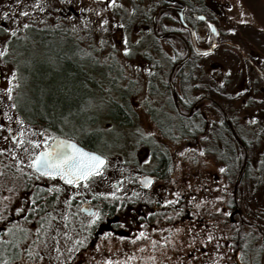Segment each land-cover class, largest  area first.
Listing matches in <instances>:
<instances>
[{
	"label": "rangeland",
	"instance_id": "obj_1",
	"mask_svg": "<svg viewBox=\"0 0 264 264\" xmlns=\"http://www.w3.org/2000/svg\"><path fill=\"white\" fill-rule=\"evenodd\" d=\"M189 1L194 11L206 13L215 21L218 32L213 33L209 30L207 23L199 24L198 22L194 40L201 48L211 47L214 42H217V47L208 56L200 55L195 64L196 69L191 73L187 69H182L173 74L172 80L176 83L178 94L180 93L182 98L180 101L183 104L182 109L186 112L188 110V104L184 101L189 98L185 94L194 96L195 99L199 98L204 92L202 87L206 89L209 87L211 90H207V94L220 101V96L216 94V91L220 90L217 84L218 79L228 80L223 96L229 97L227 113L237 129L242 146H239L229 133L225 137L220 135L214 137L213 132L212 136L208 130L202 133L201 122L196 131L200 134L197 138L190 137L189 132L178 134V131L174 132L168 128L170 117L177 116L173 109L174 95L171 92V86L168 85L174 61L171 57L181 55L185 53V50L178 38L170 34L179 26L176 24V13L162 9L156 16V23L158 24L157 32L164 35L158 37L154 34L151 19L159 0H121L123 8L110 9L103 13L104 16L109 17V26L104 33L97 29L99 18L95 12H80L81 6L90 9L97 6L103 8L104 0H71L70 4L64 0L63 6L62 0H49L52 5L51 14H48V9L45 13L34 12L27 17H21L17 24L12 25L19 27L21 22L29 21L35 27L18 32L17 35L21 38L24 33L30 36L27 42L21 40L20 43L18 42L21 47L26 46V43L29 44V47L24 48L22 52L20 47L16 48L12 44V41L17 40L16 37L9 42L10 52L7 55V64L0 66V70L8 73L17 66L18 61L28 58L33 42L37 48H42L37 34L31 30L49 28L57 31L56 36L51 37L68 39L66 41L70 44H66L65 49H67L73 45L70 40L74 42L76 36L83 34L86 23H88L86 31L91 39L85 38L80 41L81 46L92 44L103 34L105 39L110 43L115 42L119 47L118 37L121 32H125L130 40H140L137 52L140 54L143 66L151 65L156 68L155 75L151 77L147 74H142V79L136 77L140 79L138 84L132 80L121 79L119 85L127 84V92H122L119 85L113 88L112 95L121 104L128 102L126 107L129 112L136 108V101L143 103L144 96L152 101L154 107L144 105L152 118L151 128H147L144 123L143 114L140 117L133 115L131 123L124 126L140 125L149 131L156 132L157 135L153 139L143 141L136 137L139 143L135 147H125L123 150L111 142L109 145H103L107 151L120 153L119 159L124 163L117 167V172L122 168V174L126 179L119 180V176L109 169L107 184L91 186V192L81 187L79 192L83 193L81 196L84 197L85 202H93V198L97 200L95 207L102 208L104 217L95 225H89L87 221L91 219V216H88L90 213L83 214L79 210L80 206L77 209L70 202L64 208H57V211L62 214L65 211L69 212L68 222L54 221L60 229V235L57 237L59 249L54 244H50L45 250L48 253L45 261H40L39 257H36L35 260L27 259L26 264H47L49 256L52 257V264H60V260H64V264H72L64 258L70 254L69 249L73 246L79 248L75 264H104L106 260H110L111 264H264V231L258 233L256 228L258 225L260 231L264 229V213L257 215L264 209V104H261L259 99L264 97V76L259 75L262 71L261 65H264V31L259 30L264 24V0ZM9 5H12V8L17 7L12 4V0H0V12L8 11L9 16L14 18L18 13L10 10ZM241 12L245 15L241 16ZM83 17H87V20ZM113 19L122 23L124 28L113 27ZM241 20H248L250 23L242 24ZM0 23L8 26L10 21L0 16ZM57 24H59L57 28L48 27ZM70 25H75V32H72ZM228 27L236 28V32H227ZM65 28H68L72 34L65 32ZM181 32L190 39L186 29ZM113 33L116 35L113 36ZM209 37L211 39H208ZM5 38L4 35H0V45ZM55 42L58 40L56 39ZM237 45H239L238 48ZM107 54L108 52L105 51L104 55ZM117 57L123 62L120 53H117ZM246 57L254 58V62L250 64ZM248 64L251 65L249 70H253V66L258 68L251 73L248 70ZM22 67L24 65L21 63L20 69ZM226 67H231L232 73L228 76H219L220 70ZM213 69L217 73L215 79L207 75H211ZM128 71L131 73V69ZM117 73L118 70L114 68L113 76ZM206 81H211L212 84L208 86ZM248 84L250 87L247 88ZM5 86L6 83L0 80V87ZM241 88L248 90L241 96H236L235 92ZM248 97L253 99L245 103ZM202 105L197 115L198 119L201 113L210 119V112L211 114L217 112L212 104L211 110H208L210 103L206 101H203ZM112 110L115 112L113 106ZM252 117H256V123H251ZM105 118L102 115L97 121L102 127ZM185 119L189 120V118ZM122 120L124 118L117 117L114 122L123 123ZM0 122L4 121L0 120ZM162 125H166V128ZM34 127H44V125L34 122ZM166 129L169 130L166 131ZM222 141L226 145L223 152L215 147L216 144H223ZM199 147L205 148V152L201 154L188 151L184 157L178 155L181 150ZM161 153L168 157L167 170L165 175L156 176L153 170L158 166V156ZM149 156L151 159L145 165L143 161ZM11 159L13 158L9 157V161ZM0 163L5 164L3 175L0 176V185H3L0 187V196H9L10 204H15L16 201L11 197L9 189H15L17 192L26 191L22 188V185L27 183L26 178L23 175L16 176L14 170L7 166L8 162L0 160ZM221 167L226 170L220 172ZM169 168L172 169L171 172L168 171ZM144 175L153 177V182L148 187H145L139 178ZM112 180H118L123 187L117 191L111 183ZM31 183L35 186L36 181ZM99 191L117 192L115 201L125 204L121 217L112 218L114 200L98 198L95 194ZM177 193L179 195H176ZM217 196H222L224 199L218 201L215 199ZM166 199L174 202L165 204L163 201ZM31 206L29 204V207ZM215 208H220L221 212L217 213ZM9 214L15 213L10 210ZM72 214H76L74 219L71 217ZM23 218L22 215L20 219L16 216L15 220L23 222ZM31 220L32 222L27 225L24 222V224L21 223L22 228L38 227L37 220L33 218ZM51 224L48 223L47 226L50 227ZM63 231H67L69 235L65 237ZM106 231L111 232L112 235L103 237L102 233ZM140 231L146 232L147 235L140 237ZM3 235L5 239H9L6 234ZM36 235L32 233V237ZM207 235H212L213 241H204L201 244ZM78 236L86 237V243L79 244L76 240ZM49 238L47 232L40 236L37 251H40V242ZM25 244L26 242H22L21 246L24 247ZM98 244L99 248H97ZM217 244L219 247H216ZM57 251L61 253L59 260L56 259ZM218 252H223L224 255L217 256ZM41 254H43L42 251ZM9 264H15V261H10Z\"/></svg>",
	"mask_w": 264,
	"mask_h": 264
},
{
	"label": "snow or ice",
	"instance_id": "obj_2",
	"mask_svg": "<svg viewBox=\"0 0 264 264\" xmlns=\"http://www.w3.org/2000/svg\"><path fill=\"white\" fill-rule=\"evenodd\" d=\"M63 2L64 0H62V6ZM67 2L70 4L71 0H67ZM12 4L17 7L12 8V5H9V9L18 13L14 18L9 16L8 11L0 12V16L4 20L10 21L8 26L0 23V35L6 37L0 45V66L7 64V55L10 52L9 42L14 37L17 38L18 42L21 39L27 42L30 36L24 33L21 38L17 35L18 32H21L22 29L35 27L29 21L21 22L19 27L12 25L17 24L21 17H27L34 12L45 13L48 9V14H51L52 8L49 0H34V2L32 0H27V2L26 0H12ZM123 7L121 0H104L103 8L97 6L90 9L81 6L80 12H95L99 18L97 29L104 33L109 26V17L104 16L103 13L110 9L119 10ZM240 14L241 16L245 15L244 12ZM83 19L87 20V17H83ZM153 19L155 18L153 17ZM240 23L248 24L250 21L241 20ZM112 24L115 28H124V25L115 19H113ZM48 27L57 28L59 24ZM70 27L72 32L76 31L75 25H70ZM208 27L213 33L217 32L215 25L209 23ZM87 28L88 23L84 25L83 34L76 36L73 45L67 49H65L63 42L57 44L49 41L45 42V47L41 50L33 42L32 50L27 59L18 61L17 66L13 67L10 73L0 70V80L6 83L5 87H0V120L4 121L0 122V130H2L0 131V160L8 162L7 166L14 170V174L16 176L23 175L27 181L22 185L26 191L17 192L15 189H9L11 197L16 201L15 204H10L9 196H0V233H2L0 234V264H9L10 261H15V264H26L27 259L35 260L36 257H39L40 261H45V256H48L45 250L49 248L50 244H54L59 249L57 237L60 235V229L54 221H66L68 219V212L65 211L62 214L57 211V208H64L73 201L74 197L83 195L78 191L81 187L91 192V186L107 184L109 182V169L119 176V180L126 179L122 174V168L121 171L117 172V167L124 163L119 159L120 153L107 151L103 145H109L111 142L123 150L125 147H135L139 143L136 137L143 141L153 139L157 135L156 132L147 130V128L152 127V118L148 115V109L144 105L154 107L147 96L143 97V103L136 101V108L129 112L126 107L128 102L121 104L112 95L113 88L119 85L121 79L132 80L138 84L140 79H136V77L142 79V74H147L149 77L155 75L156 68L154 66H143V61L137 52L140 40H130L127 33L121 32L118 37L120 46L117 47L115 42L110 43L101 34L99 39L93 41L92 44L81 46L80 41L85 38L91 39L90 34L86 31ZM259 30L264 31V24ZM64 31L69 32V29L65 28ZM226 31L234 33L236 28L228 27ZM72 32L69 34L71 35ZM115 35L113 33V36ZM236 47L238 48L239 45ZM105 51L108 52L107 55H104ZM211 52H213V47H208L202 54L208 56ZM117 53L121 54L123 62L118 59ZM171 58L175 60L176 56ZM21 63L26 67V73L21 72ZM114 68L118 70L116 76L112 74ZM129 69H131V73H129ZM261 69L259 75L264 76V65H261ZM231 73L232 68L226 67L220 70L219 76H228ZM211 77L213 79L217 77L215 69L212 70ZM33 79L35 83L28 90H21L23 83ZM148 83L150 84V81ZM218 83L225 85L226 80L218 79ZM94 85L96 87H93ZM119 87L122 92L128 90L127 84L119 85ZM247 90L241 88L235 92V95L241 96ZM202 98L199 97L198 99ZM259 99L260 103L264 104V97ZM184 103L190 104L191 100H185ZM113 105L117 110L115 113L112 110ZM118 114H123V123L114 122L117 120ZM141 114H143L147 128L140 125L124 126L131 123L133 115L140 117ZM102 115L106 117L103 127L97 123ZM37 117L45 119L49 126L34 127ZM251 123H256V117H252ZM53 128L56 130L53 131ZM203 139H207V137H203ZM188 151H196L202 154L205 152V148L184 149L178 155L184 157ZM9 157L13 159L9 161ZM149 159L151 156L145 159L143 163L147 165ZM4 167L5 164L0 163V176L3 175ZM225 170L224 167L219 169L220 172ZM168 171L171 172L172 169L169 168ZM139 178L145 187L150 186L153 182L152 176H140ZM32 181H36L35 186L32 185ZM111 183L117 188V191L123 187L118 180H112ZM95 195L98 198H103V200L117 199L116 191H99ZM215 199L220 201L224 197L217 196ZM49 200L53 201L51 206L48 204ZM173 202L169 199L163 201L165 204ZM29 204L32 206L29 207ZM42 205L45 209L50 208L46 212V216L52 221L50 227H45L42 222L38 227L22 228L21 224L10 219V210L18 216L27 213L29 217L39 218L38 211ZM114 206L116 208L121 207L119 204ZM84 210L91 215V219L87 221L89 225H95L105 215L99 206ZM214 210L217 213L221 212L220 208ZM262 213H264V209L259 211L257 215ZM65 227H67L66 224ZM33 232L37 234L35 237H32ZM45 232L50 238L40 242V251H37V242ZM3 234H6L9 239H5ZM63 235L66 237L69 233L63 231ZM110 235H112L111 232L102 233L103 237ZM146 235L147 233L144 231L139 232L140 237ZM132 239H136V237H132ZM76 240L83 245L87 238L78 236ZM204 241H213V236H205L201 244ZM22 242H26L24 247L21 246ZM9 244H12L19 251L13 252L9 248ZM99 247L98 244L97 248ZM216 247H219V244ZM69 252L70 254L64 259L75 264L79 248L73 246ZM60 255V251H57L56 259L59 260ZM223 255V252L217 253V256ZM47 264H52L51 256H49ZM60 264H64V260H60ZM104 264H111V262L106 260Z\"/></svg>",
	"mask_w": 264,
	"mask_h": 264
},
{
	"label": "flooded vegetation",
	"instance_id": "obj_3",
	"mask_svg": "<svg viewBox=\"0 0 264 264\" xmlns=\"http://www.w3.org/2000/svg\"><path fill=\"white\" fill-rule=\"evenodd\" d=\"M158 3L159 4H158L156 11H155V14L153 16L155 19H153V17L151 19L152 30H153L154 34L158 37H161L164 35L163 33L157 32V29H158L157 25L158 24L156 23V16H157V14H159V12L162 9L163 10L166 9L168 11L176 13L177 14L176 15L177 16L176 24L179 26H177V29L173 30V33H170V34L175 36L176 38H178V40L183 44L184 50H185V53H183L184 55L181 54V55L176 56V59L173 61V65L171 67V73L169 75L168 85L171 86V92L174 95L173 109H174L177 116L176 117H173V116L170 117L171 119H169V122L167 124L168 128H171L172 131L174 130V132L178 131V134H181L182 132L183 133L187 132V134H188V132H189L188 135L190 137L195 136L197 138L200 134H198L196 131L198 130V127L200 126L199 123L201 122V124L203 125V129L201 130L202 133H204V131L208 130V131H210L211 135L213 132L214 137L218 136V135H220L221 137H223V136L225 137L226 134L229 133L238 142L239 146H242V141L239 138V134L237 132V129L235 128L234 123H232V121L229 119L230 117L227 113L229 97L223 96L224 90H225V85H220L219 83H217V84H219L218 87H220V90L216 91V94H218L220 96V101L212 98L209 94H207V90H211L209 87H207V89L202 87L203 91H204L202 93L203 95L200 96V97H203L202 99H198V98L195 99V98H193L194 96H187L184 93L185 96L187 98H189V100H191V103L187 105L188 110L186 112L185 109L184 110L182 109L183 104H182V102L180 103L182 98H180V93L178 94L177 85L172 80L173 74L179 72L182 69H187L189 73H191L193 70H195L196 69L195 64L198 61V57L200 55H203L202 54L203 51L207 49V48H201L199 46V44L194 40V37L196 36V31H197V25H198L197 23L198 22H199V24L207 23V25H209V23H211V24L215 25V21L212 18H209L206 15V13L196 12V10L194 11L193 6L189 0H159ZM201 17H203V19H201ZM185 29L189 32L190 39H188L187 36H185L181 32V31H184ZM209 30L212 32L211 28H209ZM211 47H213V49L215 47H217V42H214ZM246 58L250 61V64L252 62H254V58H251V57H246ZM250 64H248V66H249L248 70L251 67ZM256 68H258V67L253 66V70L251 69L249 71H251V73L255 72ZM247 73H250V72H247ZM207 75L211 78L210 74H207ZM247 78H248V75H247ZM227 81L228 80H226V84H227ZM206 83L208 86H210L212 84V82H209V81H206ZM248 87H250L249 84H248L247 88ZM216 89H218V88H216ZM251 99H253V97H251V98L248 97L247 102H250ZM203 101H206L208 103L211 102L212 106H214L217 110V112H213L212 114L210 112V117H211L210 119L207 118V115H205V114L202 115V113H201V116H199L200 119L197 118L199 111L202 109ZM114 106L115 105H113V107ZM114 109H115V112H117L115 107H114ZM208 110H210V109L208 108ZM219 113H220V116H218ZM118 116H123V114H118ZM184 118H189V120L188 119L184 120ZM186 120H188V122H186ZM196 125H199V126L197 127ZM162 126H164L166 128V125H162ZM168 130L169 129H166V131H168ZM215 147H217L218 149L221 150V152H223V150L226 148V145L223 142V144H221V143L216 144ZM166 162H167V159L165 161V164L161 163L160 162V156H158V166L156 169L153 170V173L156 176H161V174H163L164 168H166V166H167ZM146 176H150V175H146ZM93 200H94L93 202L92 201L91 202H85L84 197L80 195L76 198H73V201L71 203L74 204L73 206H75L77 209H78V206H80L79 210L83 214L86 215L87 211H85L84 209L90 208V207L95 208V204L97 203V200H95L94 198H93ZM52 202H53L52 200H49L48 204L51 205ZM42 207L43 206H41V209L38 211V217L39 218H33V219L37 220L38 226H40L41 223L43 222L45 224V227H48L47 226L48 223H52V221H50L48 219V217L46 216V212L49 211L50 208L45 209L44 207L43 208ZM74 211H76V210H74ZM110 212L111 211L109 209V213ZM237 212H239V210H237ZM87 214H89V213H87ZM68 215H69V212H68ZM9 216H10V219H12V220H15L16 216L19 217V219L21 218V216H18L16 213L11 214V215L9 214ZM22 216H24L23 222L26 225L28 223L32 222V220H31L32 217H29L27 213H25ZM75 216H76V214L71 215V217L73 219ZM88 216H91V215L89 214ZM23 222L18 221L17 223L21 224ZM66 222H68V219L66 220ZM102 223L103 222H101V224ZM256 228L258 230V233L262 232V231H260V228L258 225H256ZM263 241H264V239H263ZM263 244H264V242H263Z\"/></svg>",
	"mask_w": 264,
	"mask_h": 264
},
{
	"label": "trees",
	"instance_id": "obj_4",
	"mask_svg": "<svg viewBox=\"0 0 264 264\" xmlns=\"http://www.w3.org/2000/svg\"><path fill=\"white\" fill-rule=\"evenodd\" d=\"M31 31L32 32H35V34H37L38 41H39V43L42 46V48H40L41 50H43V48L45 47V42H49V41H51L53 43H57V44L63 42L65 46H66V44H70L69 41H66L68 39L65 40L64 38H60V39H58V38H52L51 36H54V37L56 36L55 33L57 31L51 30L49 28H45V29H41V30H37V31H33V30H31ZM56 39L58 40V42H55ZM21 41H23V39H21ZM70 42H71V44H73V42L71 40H70ZM19 43H20V41H19ZM19 43H18L17 40L12 41V44H14L16 46V48L17 47L18 48L20 47L21 52H22V50L24 48L29 47V44L28 43H26L27 44L26 46H22V47L19 45ZM20 70H21L22 73H26L27 72V69H26L25 66L22 67V69H20ZM33 83H35V80L34 79L33 80H29L27 83H23L21 90H28ZM118 118L123 119L124 116H118ZM122 121H124V120H122ZM35 122H39L40 124H43L44 127L49 126L48 123H47V121L45 119H43V118H40V117H37L36 120H35ZM52 130L55 131L56 129L53 128ZM166 159H168V157H165L164 154H161L160 155V162L161 163H164L165 164ZM166 170H167V166H166V168H164L163 174H161V176H163V175L166 174ZM115 204H119V205H121V207L120 208H116L114 206ZM124 207H125L124 202L121 203V202H119L117 200L116 201L114 200L112 202V218H119V217H121V215H123L122 214L123 213L122 210L124 209ZM110 211H111V209H110ZM137 216H139V215H137ZM9 248H11L13 252H17L18 251V249L15 248L12 244H9ZM8 255H11V253H8Z\"/></svg>",
	"mask_w": 264,
	"mask_h": 264
},
{
	"label": "water",
	"instance_id": "obj_5",
	"mask_svg": "<svg viewBox=\"0 0 264 264\" xmlns=\"http://www.w3.org/2000/svg\"><path fill=\"white\" fill-rule=\"evenodd\" d=\"M87 213H89V212H87Z\"/></svg>",
	"mask_w": 264,
	"mask_h": 264
}]
</instances>
